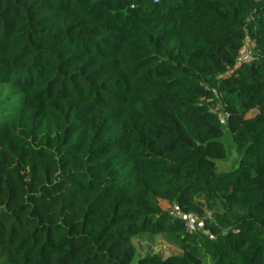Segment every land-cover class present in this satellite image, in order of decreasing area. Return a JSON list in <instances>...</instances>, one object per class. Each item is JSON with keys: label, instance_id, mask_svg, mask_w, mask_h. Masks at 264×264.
Listing matches in <instances>:
<instances>
[{"label": "trees", "instance_id": "trees-1", "mask_svg": "<svg viewBox=\"0 0 264 264\" xmlns=\"http://www.w3.org/2000/svg\"><path fill=\"white\" fill-rule=\"evenodd\" d=\"M0 264H264V0H0Z\"/></svg>", "mask_w": 264, "mask_h": 264}, {"label": "rangeland", "instance_id": "rangeland-1", "mask_svg": "<svg viewBox=\"0 0 264 264\" xmlns=\"http://www.w3.org/2000/svg\"><path fill=\"white\" fill-rule=\"evenodd\" d=\"M249 50H253V43L248 39L246 41V45L244 47L243 52ZM218 112L222 116V119L225 120L226 115L224 114V112L220 108L218 109ZM222 141L224 142L227 148L228 155L225 160L219 163V170L221 171L225 169H230L231 167L237 164L236 145L227 131ZM161 206L163 210L166 212L170 211L173 213H177L174 206L171 207L168 202L162 201ZM192 218L196 225V231H202L203 226L201 220L198 219L196 216ZM135 242L137 244L140 254L142 255L151 253L154 255L155 254L160 255L162 258H167L179 252L174 245L169 244L161 235H154L151 237L150 236L139 237L136 239Z\"/></svg>", "mask_w": 264, "mask_h": 264}, {"label": "built area", "instance_id": "built-area-1", "mask_svg": "<svg viewBox=\"0 0 264 264\" xmlns=\"http://www.w3.org/2000/svg\"><path fill=\"white\" fill-rule=\"evenodd\" d=\"M154 2H159V0H154ZM243 50H242V53L238 59V63L249 62L253 58L252 50L245 51V52H243ZM227 116L228 115H226V117ZM174 208H175L176 212L179 213V208L177 206H174ZM192 217H194V216L193 215H186L184 217L185 218V224L190 231H196V225H195V222L193 221Z\"/></svg>", "mask_w": 264, "mask_h": 264}, {"label": "water", "instance_id": "water-1", "mask_svg": "<svg viewBox=\"0 0 264 264\" xmlns=\"http://www.w3.org/2000/svg\"><path fill=\"white\" fill-rule=\"evenodd\" d=\"M223 123H225V120H222Z\"/></svg>", "mask_w": 264, "mask_h": 264}]
</instances>
